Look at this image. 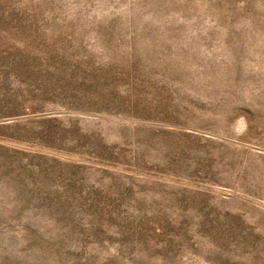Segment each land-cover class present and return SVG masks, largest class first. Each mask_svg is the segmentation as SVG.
<instances>
[{"label": "rangeland", "instance_id": "374dc122", "mask_svg": "<svg viewBox=\"0 0 264 264\" xmlns=\"http://www.w3.org/2000/svg\"><path fill=\"white\" fill-rule=\"evenodd\" d=\"M0 264H264V0H0Z\"/></svg>", "mask_w": 264, "mask_h": 264}]
</instances>
